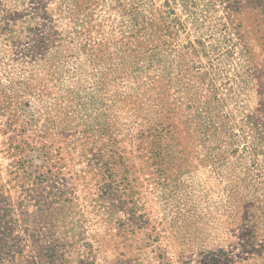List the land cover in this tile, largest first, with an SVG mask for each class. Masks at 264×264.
<instances>
[{
  "label": "rangeland",
  "instance_id": "374dc122",
  "mask_svg": "<svg viewBox=\"0 0 264 264\" xmlns=\"http://www.w3.org/2000/svg\"><path fill=\"white\" fill-rule=\"evenodd\" d=\"M0 264H264V0H0Z\"/></svg>",
  "mask_w": 264,
  "mask_h": 264
}]
</instances>
